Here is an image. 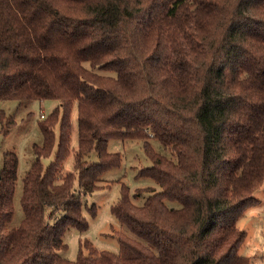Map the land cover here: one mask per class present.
Segmentation results:
<instances>
[{"label": "trees", "instance_id": "16d2710c", "mask_svg": "<svg viewBox=\"0 0 264 264\" xmlns=\"http://www.w3.org/2000/svg\"><path fill=\"white\" fill-rule=\"evenodd\" d=\"M2 99L58 105L38 120L18 220L17 155L0 158V264H250L237 220L264 182V0H0ZM0 123L14 118L0 109ZM112 137L142 139L150 164L137 174L159 190L121 183L117 252L84 239L61 257L65 229L88 226L82 195L120 164Z\"/></svg>", "mask_w": 264, "mask_h": 264}, {"label": "rangeland", "instance_id": "374dc122", "mask_svg": "<svg viewBox=\"0 0 264 264\" xmlns=\"http://www.w3.org/2000/svg\"><path fill=\"white\" fill-rule=\"evenodd\" d=\"M58 100L55 99H2L0 109L6 116H12L14 123L6 128L0 123V158L4 151L12 149L17 155V180L13 198L14 219L21 216L19 205V193L21 189V179L34 159L31 148L33 142L40 141L38 120L47 115L55 106ZM71 135L70 152L62 163V169L69 171L73 169L74 150L77 146V109L76 102H73L70 111ZM54 131L56 138L58 135V124ZM156 150H160L156 140H150ZM49 156L41 158V162L46 165L53 156V151ZM107 149L119 152L121 161L118 166H113L105 170L98 178V187L92 192L82 195V213L88 221L86 229L79 230L74 226H69L63 232V241L66 243L64 249L57 250V253L67 259H75L79 241L89 240L92 245L99 250H109L117 252L119 242L116 233L119 231L128 232L117 217L111 212L110 205L116 201L120 194L121 183L128 186L130 193L136 188H154L159 190L155 181L144 175H138L140 167L148 166L150 159L145 155L140 138H109ZM90 159L96 160V155L92 154ZM76 183V182H75ZM149 192L132 197L135 203H141ZM259 199V203L249 206L237 220V226L244 229L246 236L238 246L237 253L248 256L250 264H264V182L253 192ZM95 204V213L91 214L86 209V205ZM84 254L88 253V248L81 246Z\"/></svg>", "mask_w": 264, "mask_h": 264}]
</instances>
